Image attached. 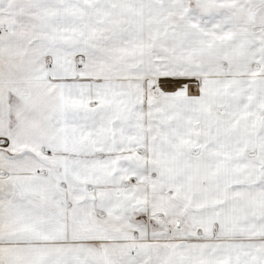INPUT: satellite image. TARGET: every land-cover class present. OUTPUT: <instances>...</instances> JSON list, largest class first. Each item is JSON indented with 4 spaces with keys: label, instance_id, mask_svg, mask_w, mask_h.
<instances>
[{
    "label": "snow or ice",
    "instance_id": "obj_1",
    "mask_svg": "<svg viewBox=\"0 0 264 264\" xmlns=\"http://www.w3.org/2000/svg\"><path fill=\"white\" fill-rule=\"evenodd\" d=\"M0 264H264V0H0Z\"/></svg>",
    "mask_w": 264,
    "mask_h": 264
}]
</instances>
